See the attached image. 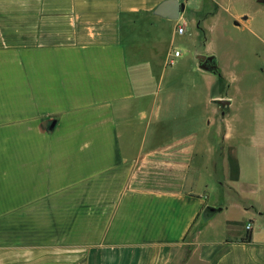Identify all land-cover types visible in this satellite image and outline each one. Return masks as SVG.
Segmentation results:
<instances>
[{"label":"crops","instance_id":"1","mask_svg":"<svg viewBox=\"0 0 264 264\" xmlns=\"http://www.w3.org/2000/svg\"><path fill=\"white\" fill-rule=\"evenodd\" d=\"M163 1L0 0V264H264V87L175 48L218 0Z\"/></svg>","mask_w":264,"mask_h":264},{"label":"rangeland","instance_id":"2","mask_svg":"<svg viewBox=\"0 0 264 264\" xmlns=\"http://www.w3.org/2000/svg\"><path fill=\"white\" fill-rule=\"evenodd\" d=\"M218 8L214 15H210L211 10L205 9L200 18H195L198 23H193L191 17L185 12L182 14L181 21L187 22L188 33H197V36L189 38V40H179L175 48H178L183 57L191 55L192 61H195L197 54L199 55H213L217 59L221 69L228 68L230 76V91L232 96L237 100L238 95L235 93V87H264V76H261L257 69L264 65V47L259 41L255 40L245 28H236L233 26L234 19L233 14L242 13L249 16L255 21L256 25L263 26L264 19V2H258V0H218ZM205 17V18H204ZM261 22V23H260ZM200 24V26H199ZM185 38V37H184ZM206 39V40H205ZM257 54H263L258 55ZM238 57V60L243 61L245 64L243 79L237 78V68H233V61L229 60L231 57ZM234 72V73H233ZM208 76H213L207 73ZM191 82H202L198 76H189L187 78ZM261 91V90H260ZM261 98H264V91H261ZM248 111L241 112L234 109L231 116L236 117L235 125H231L229 130H236L237 128L243 129L245 126L244 119ZM244 116V117H242ZM231 118V117H230Z\"/></svg>","mask_w":264,"mask_h":264},{"label":"water","instance_id":"3","mask_svg":"<svg viewBox=\"0 0 264 264\" xmlns=\"http://www.w3.org/2000/svg\"><path fill=\"white\" fill-rule=\"evenodd\" d=\"M258 2L263 3L264 0H258ZM183 10H184V6L180 4L177 0H164L156 7L154 14L164 19L177 20ZM196 59L199 63L198 65L199 69L206 72L216 71V59L213 55L210 56L197 55ZM214 104H216L221 108H224L229 105V101L215 100ZM206 211L208 214H214L217 212V208L213 206H208L206 207ZM208 214L206 215L207 217ZM206 216L204 218H207Z\"/></svg>","mask_w":264,"mask_h":264},{"label":"built area","instance_id":"4","mask_svg":"<svg viewBox=\"0 0 264 264\" xmlns=\"http://www.w3.org/2000/svg\"><path fill=\"white\" fill-rule=\"evenodd\" d=\"M177 32H178V34H182L183 33V27H179L177 29ZM178 55H179V51H174V56H178ZM251 229H252L251 224H247L245 226L246 232L250 231Z\"/></svg>","mask_w":264,"mask_h":264},{"label":"trees","instance_id":"5","mask_svg":"<svg viewBox=\"0 0 264 264\" xmlns=\"http://www.w3.org/2000/svg\"><path fill=\"white\" fill-rule=\"evenodd\" d=\"M242 242L246 243L249 241V236H245L244 238L241 239Z\"/></svg>","mask_w":264,"mask_h":264}]
</instances>
